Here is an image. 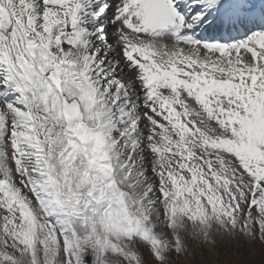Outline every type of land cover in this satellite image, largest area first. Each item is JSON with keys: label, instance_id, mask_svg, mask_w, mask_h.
<instances>
[{"label": "snow or ice", "instance_id": "obj_1", "mask_svg": "<svg viewBox=\"0 0 264 264\" xmlns=\"http://www.w3.org/2000/svg\"><path fill=\"white\" fill-rule=\"evenodd\" d=\"M0 264H264V0H0Z\"/></svg>", "mask_w": 264, "mask_h": 264}]
</instances>
